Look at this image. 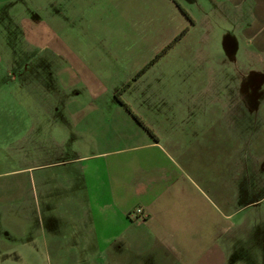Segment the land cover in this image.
Returning <instances> with one entry per match:
<instances>
[{
  "label": "crops",
  "instance_id": "crops-1",
  "mask_svg": "<svg viewBox=\"0 0 264 264\" xmlns=\"http://www.w3.org/2000/svg\"><path fill=\"white\" fill-rule=\"evenodd\" d=\"M46 259L264 264V0H0V264Z\"/></svg>",
  "mask_w": 264,
  "mask_h": 264
},
{
  "label": "rangeland",
  "instance_id": "rangeland-1",
  "mask_svg": "<svg viewBox=\"0 0 264 264\" xmlns=\"http://www.w3.org/2000/svg\"><path fill=\"white\" fill-rule=\"evenodd\" d=\"M240 70H243V69H246V67H242V68H239ZM224 72H225V77H227L228 78V80H230L231 82L232 81H234L235 80V77L233 76V73H232V71H231V69L230 68H224ZM5 165H7V164H5ZM16 228H13V230H11V235H13L14 237H16V235H17V233H16ZM64 263H66V264H70V263H72L74 260H62ZM78 261V263H82V260H77ZM45 264H54V260L53 259H50V260H48V259H46L45 260Z\"/></svg>",
  "mask_w": 264,
  "mask_h": 264
},
{
  "label": "trees",
  "instance_id": "trees-1",
  "mask_svg": "<svg viewBox=\"0 0 264 264\" xmlns=\"http://www.w3.org/2000/svg\"><path fill=\"white\" fill-rule=\"evenodd\" d=\"M186 32V30L185 31H183L179 36H177L174 40H173V42L171 43V44H169L159 55H157L144 69H142L138 74H137V76L136 77H139L142 73H144L147 69H148V67L149 66H151L153 63H155V61L157 60V59H159L162 55H164L165 53H166V51L168 50V49H170L172 46H173V44L174 43H176L182 36H183V34ZM117 98V97H116ZM121 103V102H120ZM122 105H124L123 103H121Z\"/></svg>",
  "mask_w": 264,
  "mask_h": 264
},
{
  "label": "built area",
  "instance_id": "built-area-1",
  "mask_svg": "<svg viewBox=\"0 0 264 264\" xmlns=\"http://www.w3.org/2000/svg\"><path fill=\"white\" fill-rule=\"evenodd\" d=\"M132 215H139L140 217H145L143 211L140 209V208H137L135 209L133 212H132Z\"/></svg>",
  "mask_w": 264,
  "mask_h": 264
}]
</instances>
